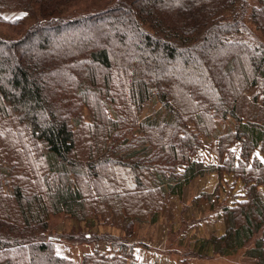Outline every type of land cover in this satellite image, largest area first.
<instances>
[{
	"label": "trees",
	"instance_id": "1",
	"mask_svg": "<svg viewBox=\"0 0 264 264\" xmlns=\"http://www.w3.org/2000/svg\"><path fill=\"white\" fill-rule=\"evenodd\" d=\"M92 1L0 0L24 13L0 15L21 29L0 31V264H144L136 225L207 175L246 192L195 251L264 264V0ZM62 214L122 234L74 236L111 248L74 260L48 236Z\"/></svg>",
	"mask_w": 264,
	"mask_h": 264
},
{
	"label": "rangeland",
	"instance_id": "2",
	"mask_svg": "<svg viewBox=\"0 0 264 264\" xmlns=\"http://www.w3.org/2000/svg\"><path fill=\"white\" fill-rule=\"evenodd\" d=\"M107 1H100L95 6L91 2L89 5L101 9ZM0 15L7 20H12L24 16V13L4 11ZM0 31L14 35L21 29L0 24ZM257 156L263 159L264 153L258 150ZM196 157L208 164L216 163L215 146L207 145ZM217 189L218 191H215ZM259 191L264 198V187H261ZM213 192H217V194L214 198L216 200L214 206L211 207L210 202L203 198V194H212ZM245 192L243 183L228 175H224L223 182H220L217 175H207L196 179L186 188L183 197L174 196L171 198L168 210L162 214L158 223L136 225L130 241L135 245L133 253L138 263L254 264L253 260L245 256L247 249L231 256H220L211 253V251L206 253L195 251L198 241L211 236H222L225 233L223 218L220 217L221 205L223 203L232 205L234 202L241 201ZM83 232L122 234L119 229L111 226L97 225V227L88 228L85 223L77 222L62 214L51 218L48 236L55 240L54 246L58 254L74 260H80L86 253L96 249L110 251V245L104 243L103 240L81 242L80 239L74 238Z\"/></svg>",
	"mask_w": 264,
	"mask_h": 264
}]
</instances>
